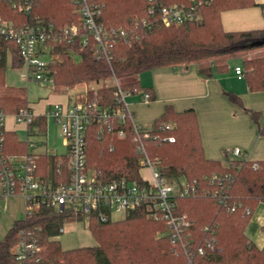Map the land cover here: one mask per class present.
Masks as SVG:
<instances>
[{"label": "trees", "instance_id": "16d2710c", "mask_svg": "<svg viewBox=\"0 0 264 264\" xmlns=\"http://www.w3.org/2000/svg\"><path fill=\"white\" fill-rule=\"evenodd\" d=\"M202 16L200 23L188 22L169 28L136 26V20L149 18V0H99L103 5L98 24L104 29H133L136 35L131 41H116L112 47L110 62L95 59L93 41L83 47L80 41L56 46L53 49L51 70L57 87L82 86L106 82L96 91L89 90L90 100L99 99L104 107H114L116 77L122 88L132 95L148 93L151 102L155 95L152 88L141 85L139 76L157 68L190 66L205 60L227 57L259 48L264 41V30L226 32L221 15L225 11L257 6L255 0H197ZM188 0H163L165 5L187 4ZM264 9V5L261 6ZM0 17L16 27L33 25L37 19L56 28L78 23L76 7L68 0H38L32 12L26 14L12 0H0ZM264 47V45L262 46ZM8 57L13 67H22L19 48L11 41H0V89L6 87L5 71ZM221 73L228 64L213 65ZM213 66L200 64V73L207 78L213 74ZM244 77L251 92L264 91V57L243 60ZM111 82V83H110ZM228 97L241 105V99L227 93ZM4 111L13 115L28 108L22 96H0ZM259 123L260 114L252 112ZM163 123H175L172 131L161 130ZM42 135L46 134V119L35 123ZM113 133L99 136L94 127L88 135L87 166L103 183L126 178L140 180V155L133 142L130 124L122 126L115 122ZM156 140H147L149 156L156 161L161 175L170 183L181 179L196 181L199 192L195 196L177 198V212L187 214L191 232L199 241L203 239L206 226L216 228L220 252L212 258H200L198 264H264V247L259 248L246 234L254 212L264 204V161L235 160L224 165L220 161L205 157L199 123L194 109L177 112L171 105L155 121ZM121 127L126 128L125 139L118 137ZM264 137V125L260 127ZM6 152L12 155L29 153V144L19 140L16 133H7ZM174 137L175 142L168 138ZM42 177L55 186L69 182L66 166L57 174L58 164L68 162V154L41 156L39 158ZM232 177L222 184L210 182L213 176ZM226 196V198H225ZM239 205L232 212L229 208ZM250 212V213H248ZM80 212L66 209L57 212L43 207L31 218L14 222L5 238L0 241V264H21L15 247L23 241L35 242L39 251L25 264H186L181 251L174 250L163 221H152L145 209L126 215L123 220L101 222L99 214L92 213L88 225L97 241L94 247L64 250L57 239L66 224L82 222ZM161 234V237H159Z\"/></svg>", "mask_w": 264, "mask_h": 264}, {"label": "built area", "instance_id": "2783aa9c", "mask_svg": "<svg viewBox=\"0 0 264 264\" xmlns=\"http://www.w3.org/2000/svg\"><path fill=\"white\" fill-rule=\"evenodd\" d=\"M12 1L19 10L28 14L32 12L38 0ZM68 1L75 5L79 22L61 28H56L53 24H44L40 19L33 25L16 27L12 22L0 17V41H11L18 46L26 69L24 78L29 83L57 87L51 70L53 49L56 46L80 41L82 46L86 47L93 41L95 59L105 58L110 62L112 47L116 41L129 42L136 38L133 29H104L98 24V18L103 10L99 0ZM149 1L151 2L149 18L136 20V26L169 28L202 21L197 0H188L187 4L179 5H165L163 0ZM235 71L240 79L244 77L242 67H237ZM112 85L116 89L114 107L102 106L99 99L90 100L89 91H85L73 96L71 104H55L47 111L46 119L53 118L58 123L64 145L68 150V162L58 164L57 174L61 175V167L66 166L70 175L69 182L57 186L42 177L39 162L41 156L32 153L12 155L6 152L8 116L0 105V210L2 200L22 197L25 200V218L33 217L43 207L57 212L72 209L82 213L84 221L89 225L92 213L97 212L101 222L105 223L111 219L112 212L127 215L145 209L150 220L165 223L173 249L184 254L186 264H198L200 258L215 257L220 252L216 228L204 227V237L198 241L191 232L192 224L188 215L177 212V198L197 195L200 190L198 183L181 179L178 183L172 184L161 175L156 161L151 159L146 147L147 140L158 138L156 128L137 125L131 104L127 101V97L132 94L122 88L116 77L113 78ZM138 96L145 103L151 102L148 93ZM14 117L18 124L26 126L27 131L36 119L34 111L29 107L19 110ZM115 122H120L122 126L130 124L132 127L133 142L140 155L139 181L120 178L103 183L94 171L88 169L87 149L90 131L96 127L99 136L105 132L113 133ZM159 127L161 130L172 131L176 124L163 123ZM126 136V128L121 127L118 137L125 139ZM168 141L175 142V138L170 137ZM29 148H34V144L30 143ZM233 153L243 157V161H248L242 150L237 148ZM51 155L57 156L50 153L46 156ZM142 171H148L150 177L142 175ZM231 179L232 177L215 175L210 178V182L222 184ZM238 208L239 205H234L229 209L234 212ZM14 250L17 260L25 264L39 248L35 242L23 241Z\"/></svg>", "mask_w": 264, "mask_h": 264}, {"label": "crops", "instance_id": "0c3cea01", "mask_svg": "<svg viewBox=\"0 0 264 264\" xmlns=\"http://www.w3.org/2000/svg\"><path fill=\"white\" fill-rule=\"evenodd\" d=\"M255 2L257 4L255 7L223 12L221 15L223 29L226 32L264 30V9L261 7L264 5V0H255ZM238 57L229 60L226 72L221 73L216 66H213V74L210 78L200 73L198 64L151 70L152 80L148 85L143 86L153 89L155 99L149 104L141 103L137 99L138 101L131 105L135 123L147 128L153 127L168 105L173 106L177 112L194 109L199 123L204 154L208 160L220 161L224 165L231 161L243 160V157L233 153L238 148L246 154L249 161H264V137L260 134V127L264 125V91L251 92L246 78L240 79L237 76L235 69L243 67V59L239 57L240 60ZM228 92L237 95L241 99V105L234 103L228 97ZM53 97L54 101L43 102L42 111H37L35 104L28 103V107L36 115L34 123L39 118L45 117L53 105H68L73 102V96L68 92L59 93ZM252 112L260 114L259 123L253 119ZM7 116V120H11L9 124L12 125V127L11 125L6 126L7 133L12 132L17 135L14 127L17 125L21 126L20 128L26 131L28 136H44L40 133L38 124H33L27 131L24 124L16 122L15 114H7ZM22 142L31 143L28 140ZM34 148H29V153L39 156L48 154L47 152L35 153ZM252 220L253 217L246 234L257 247L263 248L264 235L259 236L250 230ZM262 230L264 231V226Z\"/></svg>", "mask_w": 264, "mask_h": 264}, {"label": "rangeland", "instance_id": "374dc122", "mask_svg": "<svg viewBox=\"0 0 264 264\" xmlns=\"http://www.w3.org/2000/svg\"><path fill=\"white\" fill-rule=\"evenodd\" d=\"M235 56L241 57V59L264 57V47L251 49L249 51L239 53ZM238 57V59H240ZM240 59V60H241ZM238 60V62L240 61ZM241 62V61H240ZM210 67L213 65L228 64L229 59L227 57H221L211 60H205L199 63V65ZM26 73L25 66L13 67L12 58L8 57L5 71L6 87L0 89V96H23L27 98L29 104H35L37 111H42L43 102L46 100L54 101L53 96L57 94H64L68 92L72 96H75L79 92H85L89 90L96 91L97 89L105 86L106 82L90 83L82 86L67 87H50L35 82H27L24 78ZM153 72L146 71L139 76L141 85H148L152 80ZM111 83V82H110ZM142 98L138 95L128 96L127 101L131 105ZM149 104V103H145ZM11 120H6V126L9 127ZM12 127V125L10 126ZM17 130V135L20 140H28L34 143L35 153H51V154H66L67 148L64 146L63 136L60 132L58 123L53 118H48L46 121V134L44 136L32 135L28 136L27 132L21 129L19 126L14 125ZM142 175L150 177L148 171H142ZM2 207L0 210V241L5 238L7 233L13 227L14 222L22 220L26 216L25 200L22 197H13L4 199L1 202ZM264 204H261L253 216V220L250 224V230L256 232L259 236L264 235L262 227L264 226ZM126 217L125 213L112 212L111 220L120 221ZM161 237V234H159ZM61 242V246L64 250H73L82 247H94L97 245V241L93 236L91 230L88 227L87 221L75 222L66 224L62 234L57 238Z\"/></svg>", "mask_w": 264, "mask_h": 264}, {"label": "water", "instance_id": "95a60500", "mask_svg": "<svg viewBox=\"0 0 264 264\" xmlns=\"http://www.w3.org/2000/svg\"><path fill=\"white\" fill-rule=\"evenodd\" d=\"M264 45V41L259 43L258 46L262 47Z\"/></svg>", "mask_w": 264, "mask_h": 264}]
</instances>
